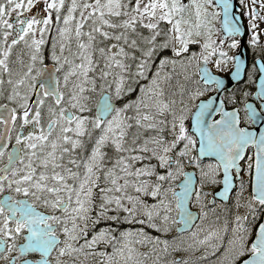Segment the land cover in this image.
Returning <instances> with one entry per match:
<instances>
[{"label": "snow or ice", "instance_id": "obj_1", "mask_svg": "<svg viewBox=\"0 0 264 264\" xmlns=\"http://www.w3.org/2000/svg\"><path fill=\"white\" fill-rule=\"evenodd\" d=\"M240 3L256 49L264 0ZM232 11L231 0H0V260L196 264L169 257L204 247L197 262L264 264V222L249 245L264 217V130L200 99L225 87L209 64L232 60L240 76L223 50L242 34ZM177 66L191 87L174 90ZM259 72L247 125L264 124V61ZM217 197L231 207L206 226Z\"/></svg>", "mask_w": 264, "mask_h": 264}, {"label": "rangeland", "instance_id": "obj_2", "mask_svg": "<svg viewBox=\"0 0 264 264\" xmlns=\"http://www.w3.org/2000/svg\"><path fill=\"white\" fill-rule=\"evenodd\" d=\"M25 2H26V0H25ZM244 2H245V4H249V0H244ZM41 6H42V5H41ZM257 10L260 11V10H259V5H258V4H257ZM260 15L264 16V11H260ZM14 17H15V14H13L12 19H13ZM246 18H247V22H248V17H246ZM257 23L259 24V28H258L257 31L259 32V44H260V47H258V48L260 49V48H262V46L264 47V22L257 21ZM216 27H217V23H216ZM217 35L219 36V33H218ZM250 35H251V33H250V31H249V27H248V34H247V42H248V44H249V38H250ZM219 37H220V36H219ZM214 38H216V37H214ZM230 43H231V41H227V42H225L224 47H223V50L226 51V52H228V55L231 57L232 54H233V52H234V49H230V48L228 47V44H230ZM49 47H50V45H49ZM259 49H258V50H254V49H252V56H255V55L257 54V52H259V54H260L261 52H260ZM192 50L197 51L198 49L195 48V47H193ZM166 55H169V56H170V55H171V52H170V51L167 52ZM263 57H264V56H263ZM158 62H159V61L157 60V63H158ZM209 66H210V69H211L214 73H216V74H218V75H222V76H224V75H227V74H228V71H229L230 68H231V60H229L228 63H227V65L222 66V68L219 69V70H217V69L215 68L214 64H209ZM153 70H155V69H153ZM166 71L171 72V68L169 67L168 69H166ZM180 71H181V70H180L179 66H177L176 74H174V76H173V80H172V84H173V86H174V90H177V91H178L179 86H180L181 84H186V82L183 80V76L179 74ZM193 71H194V69H193ZM250 77H251V79H250ZM247 80H248V81L254 80V74H253L252 71H251V72L249 71V74L247 75ZM144 83H146V82H144ZM186 86H187V87H191L192 85H191L190 83H188V84H186ZM245 92L248 93L246 87L243 86V87L239 88V89L233 94V96H235V98H236V103L239 104L240 106H242L243 103H244V101H246V100H243V98H246V97L243 95V93H245ZM138 93H139V89L137 88V91L134 92V93H132L131 95H129V96L125 99L124 102H127V100H135V98H136V96H137ZM210 95H211V89H210L208 92H206L205 95H204L203 97H201L200 99H202V100H206L207 97H209ZM198 102H199V101H196V103H198ZM228 102H229V101H228ZM229 103H230V104H233V103H231V102H229ZM94 104H95V98L93 99V105H94ZM186 123H188V122H186ZM205 163H207V162H205ZM185 171H187V172H188V171H193V169H192L191 167H186V168H185ZM219 178H220V176L218 177V179H219ZM181 179H182V177H179V178L176 180V182H175L176 185H178V183L180 182ZM197 179H198V174H197ZM247 179H248V177L245 176V180H247ZM219 189H220V185H217V186H213V187H211V188H207V189H205V190L208 191V192H210V193H214V192L218 191ZM249 191H250V189H249ZM232 196H234V194H233ZM211 198H213L212 195H209L208 199L210 200ZM227 202H228V201H227ZM228 207H231V201H229L228 203L216 202V203L213 204V205H208V209H207V210L209 211V218H208V220L205 222V223H206V226H207L208 224H210L213 220H215L216 216L221 217V222H222L223 218L227 215V213H226V208H228ZM211 209H215V213H214V214H213V212L211 211ZM193 210H194V211H199V209H195V208H194ZM261 219H262V218H261ZM261 219L257 220L255 224L251 225V227H252V235H251V237H250V239H249V245L251 244V242H252V240H253V238H254L255 230H256L258 224L260 223ZM198 223H199V221H198ZM153 234L155 235V233H153ZM175 235H176L175 230H173V232L170 233L166 238L169 239V240H171L172 237L175 236ZM184 235H185V237H187L189 234L185 233ZM225 244H226V239H225ZM110 250H111V249H109V251H110ZM140 250H141V251H145L146 249L141 248ZM222 251H223V249H221V252H222ZM204 253H205V248H204V247H200L199 250L195 251L194 253H189V252H175V253H173L172 257H169V258L183 259V258H185V257H188V258L190 259V261L196 262V264H216L217 258H218V256L220 255L219 252L216 253V255H209L208 258H207L206 260H202V261H198V262H197V259H196V258H198V257H200V256H202V255H204Z\"/></svg>", "mask_w": 264, "mask_h": 264}, {"label": "flooded vegetation", "instance_id": "obj_3", "mask_svg": "<svg viewBox=\"0 0 264 264\" xmlns=\"http://www.w3.org/2000/svg\"><path fill=\"white\" fill-rule=\"evenodd\" d=\"M236 3H237V5H238V7H239V9H240V12H239V14H240V16H241V19H242V22H243V25H244V28H245V37H244V41H243V46H244V49H245V51H246V59H247V65H246V70H245V77H244V79H243V81L241 82V83H239V84H237L231 91H229V92H225L223 95H222V99H224L225 100V105H224V107H225V109L226 110H233V109H235V108H239V109H241V112H240V116H241V127H246V128H248V129H250L251 128V125H247V124H245L244 122H243V116H244V112H243V108H244V105L246 104V103H254V105L256 106V108L259 110V108H260V101H259V99L255 96V92H256V82H257V78H258V76H259V74H258V69H257V67H256V61L257 60H261V61H264V47L262 46V48H256V49H254V50H260V54H259V52H257V54L255 55V56H252V47L248 44V42H247V34H248V22H247V16H245L244 15V12L246 11V9H244L242 6H241V3H240V0H236ZM42 7V6H41ZM36 9H34L33 11H35ZM27 15V14H26ZM15 19V17L13 18V20ZM217 28L218 29H221V17H220V19L217 21ZM219 36L221 37V38H223V35H222V29H221V32L219 33ZM235 39L238 41V46H237V48H235L234 49V52H233V54H232V56H236V54L238 53V51H239V49H240V46H241V41H240V39L238 38V37H235ZM227 41H231V39H226V41L225 42H227ZM166 54V53H165ZM254 62H255V68L253 67V65H254ZM46 63H48L49 65H51V61L50 60H48V61H46ZM234 61H232L231 60V68H230V70L228 71V74L232 71V69L234 68ZM208 67L210 68V66L208 65ZM249 71L251 72H253V74H254V80H251V81H248L247 80V75L249 74ZM225 76V75H224ZM243 86H245L246 87V89H247V91H248V96L246 97V98H243V100H246V101H244V103H243V105L242 106H240L239 104H237V103H235V104H230L229 102H228V97H230V96H233V94L239 89V88H241V87H243ZM215 93V91H213V90H211V95L210 96H212L213 94ZM209 96V97H210ZM209 97H207V98H209ZM215 119H219V115H216L215 117H214ZM189 123V122H188ZM248 156H252L253 157V154H252V150L251 149H248L247 150V155H246V158H245V161H243L242 162V166H245L246 165V163H247V157ZM204 162H209L208 160H205ZM219 179H222V176H221V174H220V178ZM221 186L222 185H220V188H221ZM216 192H218V191H216ZM215 193V192H214ZM234 194V193H233ZM232 194V195H233ZM212 199V198H211ZM210 199V200H211ZM216 202H220V201H218L217 199H216ZM229 202V201H228ZM227 202V203H228ZM42 211H43V209H41ZM20 243H22L23 242V240L21 239L20 241H19ZM13 255H15V253H13ZM29 260H33V261H35V260H38L40 257H39V254L38 253H31V254H29L28 255V257H27ZM0 264H5V261H3V260H0Z\"/></svg>", "mask_w": 264, "mask_h": 264}, {"label": "water", "instance_id": "obj_4", "mask_svg": "<svg viewBox=\"0 0 264 264\" xmlns=\"http://www.w3.org/2000/svg\"><path fill=\"white\" fill-rule=\"evenodd\" d=\"M231 2H232V4H233V11H232V14L233 15H239L240 16V14H239V12H240V9H239V7H238V5H237V3H236V0H231ZM240 19H241V16H240ZM241 21H242V19H241ZM223 28V14H221V29ZM222 35H223V37H224V33L222 32ZM236 37H238L239 39H240V41H241V46H240V49H239V51H238V53L236 54V56L239 58V60H240V62H241V65H242V67H241V73H240V76L239 77H237V78H235V79H233V76H232V73L235 71V68H233L232 69V71L229 73V74H227V75H225V76H221V75H218V74H215L210 68V71L214 74V75H217V76H219L222 80H223V82H224V89L222 90V91H220V92H216L215 91V93L212 95V96H210L208 99H213L214 100V103H215V105H219V103H220V100L222 99V95L225 93V92H229V91H231L237 84H239V83H241L242 81H243V79H244V77H245V70H246V65H247V59H246V51H245V49H244V46H243V41H244V37H245V28H244V25H243V22H242V34L241 35H238V36H236ZM262 61L261 60H257L256 61V67H257V69H258V74H259V76H258V78H257V82H256V92H257V84H258V81H259V77H260V72H259V66H260V63H261ZM235 63V62H234ZM255 92V93H256ZM208 99H206V100H208ZM199 103V102H198ZM247 104H252L254 107H256L255 105H254V103H247ZM225 108V107H224ZM234 110V109H233ZM233 110H226L225 109V111H233ZM258 110V109H257ZM218 115V114H217ZM220 118V117H219ZM189 123H190V121H189ZM249 131H253V132H256L257 133V137L259 136V133H260V131H262V130H264V124H261V123H256V124H254V125H251V128L250 129H248ZM249 149H251L252 150V154H253V157H254V152H255V149L254 148H249ZM207 160V159H206ZM254 162V161H253ZM188 172H192V171H188ZM221 176H222V178H223V173L221 172ZM183 179V178H182ZM222 180V179H221ZM181 182V181H180ZM180 182L178 183V185L180 184ZM222 187V186H221ZM220 190V189H219ZM218 190V191H219ZM177 191H179V188L177 189ZM232 193H230V195H231ZM218 201H220V202H223V203H225V202H227V201H225V200H223L222 198H220V197H217L216 198ZM194 211V210H193ZM260 222H264V217H262V219H261V221ZM198 223V222H197ZM258 227V226H257ZM257 229V228H256ZM255 232H256V230H255ZM255 239V234H254V238H253V240Z\"/></svg>", "mask_w": 264, "mask_h": 264}]
</instances>
